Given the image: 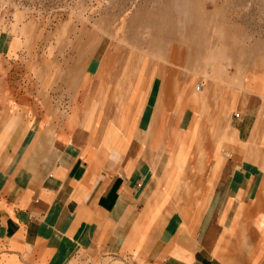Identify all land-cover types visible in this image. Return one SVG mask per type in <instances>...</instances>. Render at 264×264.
<instances>
[{"label":"rangeland","instance_id":"obj_1","mask_svg":"<svg viewBox=\"0 0 264 264\" xmlns=\"http://www.w3.org/2000/svg\"><path fill=\"white\" fill-rule=\"evenodd\" d=\"M134 87L163 154L175 156L170 136L187 138L174 130L183 111L192 127L204 124L189 177L213 162L202 158L205 142L218 140L214 113L241 146L225 151L264 176V134L251 137L257 122L264 131V0H0V123L20 153L40 155L59 134L68 140L74 110L100 148L112 114L89 106ZM137 248L127 264L143 263Z\"/></svg>","mask_w":264,"mask_h":264},{"label":"crops","instance_id":"obj_2","mask_svg":"<svg viewBox=\"0 0 264 264\" xmlns=\"http://www.w3.org/2000/svg\"><path fill=\"white\" fill-rule=\"evenodd\" d=\"M135 89L89 106L112 114L100 148L77 110L68 140L59 134L36 156L0 123V264H127L135 246L142 264H264V176L225 151L241 149L234 131L213 114L218 140L202 159L217 163L189 177L204 124L183 111L174 130L187 138L170 136L175 156L163 154ZM262 134L257 122L251 137Z\"/></svg>","mask_w":264,"mask_h":264},{"label":"built area","instance_id":"obj_3","mask_svg":"<svg viewBox=\"0 0 264 264\" xmlns=\"http://www.w3.org/2000/svg\"><path fill=\"white\" fill-rule=\"evenodd\" d=\"M196 87H199V84H197Z\"/></svg>","mask_w":264,"mask_h":264}]
</instances>
